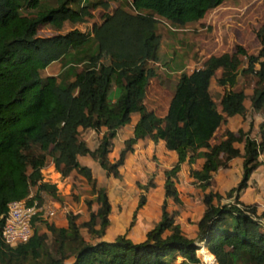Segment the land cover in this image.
Wrapping results in <instances>:
<instances>
[{
  "label": "trees",
  "instance_id": "16d2710c",
  "mask_svg": "<svg viewBox=\"0 0 264 264\" xmlns=\"http://www.w3.org/2000/svg\"><path fill=\"white\" fill-rule=\"evenodd\" d=\"M79 1L58 0L55 5L41 6V0H8L7 3L0 0V231L8 201L21 198L27 203L33 198L41 201L39 191L57 198L55 183L42 180L41 169L49 149L54 169L64 174L73 169L81 175L96 203L92 209V201L85 202L88 217L81 222L76 221L72 210H67L66 225L60 227L34 215L32 233L24 242L7 245L0 235V264H172L176 256L181 257L179 264H204L195 253L203 242L214 256L215 264H264V223L256 215L254 205L237 198L257 164L258 151L264 147L261 131L264 13L255 32L261 45L256 54L247 53L240 44H235L231 52L209 54L201 66L190 72L180 71L165 112L157 115L146 107L144 97L149 79L156 74L147 62L157 57L158 39L152 20L141 10H150L181 25L197 21L206 10L223 0H129L134 12H121L122 9L114 12L124 14L131 24L143 20L149 27L142 29L137 59L121 58L119 64L101 60L99 39L94 33L75 27L47 36L37 33L45 23L59 28L64 20L78 22L90 16L88 6L98 3L105 6L99 0H85L86 3L76 8L70 6ZM262 4L264 8V0ZM92 29L98 28L93 25ZM240 56L245 58L241 68ZM57 59L60 70L41 76L39 71ZM217 70L215 81L221 90L216 102L210 94L209 83ZM239 72L252 74L250 92L238 86ZM244 99L262 115L260 139L255 140L240 128L236 131L225 128L211 142L214 132L227 117L244 114ZM74 103L78 107L72 112ZM133 112L138 117L131 127V135L123 139L124 146L117 156L109 159L107 152L116 130L130 121ZM102 126L105 130L96 146L89 148L79 137V128L98 130ZM144 136L162 139L165 147L176 154L175 162L162 172L159 218L139 241H133L126 232L104 238L110 211L107 193L104 186L97 185L90 168L78 161L77 155L88 154L107 174L118 177V167L126 152L136 139ZM239 141L243 143L242 150L235 144ZM234 156L242 157L240 179L224 194L211 189L202 192L204 207L195 221L196 236L187 237L175 220L176 210L166 206L168 197L181 203L175 187L180 163L191 164L196 158H202L199 167L189 166L188 173L204 190L212 172L227 166ZM31 186L35 189L28 196ZM138 187L146 189L147 186L138 183ZM144 201L141 192L131 213L130 226ZM37 219L43 221L47 233L38 232L34 224ZM81 226L91 241L82 235Z\"/></svg>",
  "mask_w": 264,
  "mask_h": 264
},
{
  "label": "rangeland",
  "instance_id": "374dc122",
  "mask_svg": "<svg viewBox=\"0 0 264 264\" xmlns=\"http://www.w3.org/2000/svg\"><path fill=\"white\" fill-rule=\"evenodd\" d=\"M87 1L96 2L98 0ZM99 1L105 3V6L102 3H98L94 7L88 6L87 10L91 14L86 16L84 20L78 22L64 20L59 28L51 23H45L39 26L37 33L47 36L63 33L75 27L98 36L102 54L101 60L104 63L119 64L118 61L121 58L124 61L136 60V55L140 54L141 49L142 29L148 28L149 25L147 22L137 19L136 22L132 23L133 25L131 22L129 23L128 17L121 13L134 12L129 0ZM7 2L8 0H4V3ZM57 2L58 0H41L40 3L41 6H52ZM84 3H86L85 0H80L78 3H71L70 6L76 8ZM116 9L123 11L114 12ZM141 11L146 12L143 15H148L149 19L152 20L153 31L158 39L157 57L155 61L149 60L147 62L148 65L154 67L156 74L149 79L144 97L146 107L152 109L157 115H162L165 112L174 82L180 71L190 72L192 69L201 66L209 54L231 52L234 50L235 44H240L247 53L253 54H256L261 46L255 32L259 28L264 13L262 0H223L218 5L206 10L197 21L181 25H176L150 10ZM28 12L33 13L34 10ZM93 25L98 29H92ZM240 57L241 68L245 65V58L244 56ZM77 67L79 68L80 64H77ZM59 70L60 60L57 59L51 61L39 73L44 76L56 74ZM218 74L219 70L216 71L209 83L210 94L216 102L221 90L215 81ZM237 84L244 91L250 90L253 85L252 74L239 72ZM71 107V111L75 112L78 105L74 103ZM129 128L130 125L127 123L116 130L113 144L107 152L109 159L115 158L118 150L124 146L123 139L131 135ZM104 130L105 127L103 126L98 130L79 128V137L86 142L89 148H93ZM222 131L221 125L214 132L211 142L216 141ZM142 148L139 145V150L136 153L130 154L124 159L122 165L118 167V177L107 174L98 162L88 154L77 155L81 164L89 165L97 185L104 186L107 193L110 211L108 213L109 224L102 235L104 238H112L116 233L126 232L128 237L136 241L143 238L145 231L159 218V204L163 193L161 168L165 163H168V160L162 163L160 160L154 159V154L151 160L148 151ZM45 157L42 167L43 180L52 183L55 181L56 188L59 189L55 192L56 199H62L64 203L67 201L77 222L86 220L88 211L85 202L87 200L92 201L94 197V194L90 192L89 184L73 169H69L66 174L56 171L51 163L50 149L47 150ZM186 176L182 175L178 181V186H176L177 192L180 193L179 198L181 197L186 204L182 205L181 198V203L178 204L168 197L166 206L169 210H176L175 220L180 223L182 232L189 235L192 233L190 229L193 219H196L204 206L203 203L200 204L199 196L195 193L199 187L198 184L188 181ZM188 177L193 179L189 173ZM138 183H146V189L138 187ZM34 189L35 186L30 187L32 194ZM141 192L144 194L145 201L137 209L135 220L130 226L131 213ZM41 193L43 195L42 200L51 197L48 192L41 191ZM189 197L190 199L186 200ZM54 207L52 205L55 213ZM95 207L96 203L92 201L91 208L95 209ZM50 218L45 219L48 221ZM80 231L86 239L92 240L85 227L81 226ZM47 242L50 243V237L47 238ZM195 253L204 264H215L216 262L214 256L203 243L198 245ZM180 260L181 257L176 256L172 264H179Z\"/></svg>",
  "mask_w": 264,
  "mask_h": 264
},
{
  "label": "crops",
  "instance_id": "0c3cea01",
  "mask_svg": "<svg viewBox=\"0 0 264 264\" xmlns=\"http://www.w3.org/2000/svg\"><path fill=\"white\" fill-rule=\"evenodd\" d=\"M245 92L246 93L250 92V90H247V91L245 90ZM243 104L245 106L244 114L241 115V114L236 113V114H233L227 117L226 121L221 124L222 129L228 128L230 130L236 131V129L240 128L243 131H247L250 137H253L255 140L258 141L261 136V133L259 131L260 130L259 124L263 119L262 115L260 112H256L250 107L249 101L247 99H246V102H245V99L243 100ZM137 117H138V114L136 112H133L130 114V121L128 122L130 125V128H129L130 132H131V127L133 123L136 121ZM261 131L264 133V123L261 126ZM112 144H113V138H112ZM235 144L240 150H242V145H243L242 141L236 142ZM139 145L143 147L142 149L148 151V153L151 156V160L153 158L152 157L153 154L155 156L154 159H158L162 163L168 160V163H165L163 167L161 168L162 172L165 168H168L170 165H172L176 160L175 152L171 149H167L164 146V142L162 139L157 138L156 140H152L148 136H144L142 138L136 139V141L131 145V150L126 152L125 158L130 154L136 153L137 150H139ZM256 159H257V164L251 170L246 180L245 187L242 188L238 192L237 198L238 200H240L241 202L245 204L254 205L256 215H258L259 220L264 223V147L258 151ZM241 160H242L241 156H234L230 158L227 166L217 168L215 171L212 172L210 183L204 190L198 187L195 193H197V195L199 196L200 204H202L201 194L203 191H207L208 189H211L212 191H217L220 194H224V192L227 189H229L230 187L234 186L237 183V181L241 177V172H242ZM201 162H202V158L198 157L193 162H191V164H188L186 161H183L182 163H180V168L177 172V178L175 180V187L178 186V181L182 175L184 177L187 175L186 176L187 180L195 184L192 181V179L188 177V168L190 165L193 168H197L199 167ZM86 165L89 167L88 164ZM30 195H32L31 191H29L28 196ZM39 195L42 200L43 195L41 191H39ZM179 196H180V193H179ZM188 199H190V197L187 198L186 200ZM181 200H182V205L186 204L184 203L182 198ZM42 201L48 206H51V207L52 205L55 206L54 207L55 213L51 218L49 217L50 219H48V222L53 223L55 227L65 226L66 225L65 213L67 210H71V206L67 203V201L64 203L62 202V199L58 200L52 196L50 198H45ZM201 211H202V208L200 210V213ZM199 215L196 217V219H193L192 224H191L192 227L190 229L192 233L189 235H186L187 237L193 238L196 236L195 221L197 220ZM34 224L36 225L38 232H46V233L48 232L42 220L37 219L34 221ZM180 228H181V225H180ZM141 239H138L136 241H139Z\"/></svg>",
  "mask_w": 264,
  "mask_h": 264
},
{
  "label": "built area",
  "instance_id": "2783aa9c",
  "mask_svg": "<svg viewBox=\"0 0 264 264\" xmlns=\"http://www.w3.org/2000/svg\"><path fill=\"white\" fill-rule=\"evenodd\" d=\"M41 171L43 173L42 169ZM43 178L44 173L42 180ZM53 213L54 209L51 206L37 198H33L30 203H27L24 198L8 201L5 212L2 214L0 231L2 241L7 245L26 241L32 233L31 218L36 215L45 219L52 216Z\"/></svg>",
  "mask_w": 264,
  "mask_h": 264
},
{
  "label": "water",
  "instance_id": "95a60500",
  "mask_svg": "<svg viewBox=\"0 0 264 264\" xmlns=\"http://www.w3.org/2000/svg\"><path fill=\"white\" fill-rule=\"evenodd\" d=\"M203 245L205 246V243L203 242Z\"/></svg>",
  "mask_w": 264,
  "mask_h": 264
}]
</instances>
